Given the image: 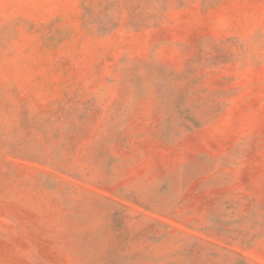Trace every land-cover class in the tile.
<instances>
[{
    "label": "rangeland",
    "instance_id": "rangeland-1",
    "mask_svg": "<svg viewBox=\"0 0 264 264\" xmlns=\"http://www.w3.org/2000/svg\"><path fill=\"white\" fill-rule=\"evenodd\" d=\"M0 264H264V0H0Z\"/></svg>",
    "mask_w": 264,
    "mask_h": 264
}]
</instances>
